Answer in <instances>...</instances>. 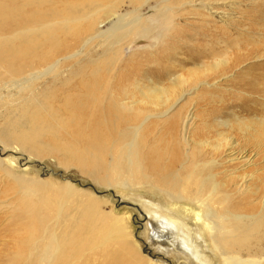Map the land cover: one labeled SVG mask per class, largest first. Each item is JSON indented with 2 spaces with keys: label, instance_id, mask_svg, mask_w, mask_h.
<instances>
[{
  "label": "bare ground",
  "instance_id": "obj_1",
  "mask_svg": "<svg viewBox=\"0 0 264 264\" xmlns=\"http://www.w3.org/2000/svg\"><path fill=\"white\" fill-rule=\"evenodd\" d=\"M127 1L0 0V102L6 99L8 103H13H7L5 110H0V146L20 150L29 157L40 158L42 154L54 157L60 166L77 168L90 179L101 174L103 178L99 182L109 188L125 192L130 188L152 185V188H159L164 193V189L173 188L177 180L183 184L189 175L183 174L178 178L174 174L160 176L158 172L147 174L144 171L140 160L145 157L149 161L151 147H155L157 143L156 140L148 142L152 129L150 120H162L186 95L193 93L195 88L200 85L207 87L208 78L211 79V76L219 72L211 73L188 90L184 89L185 81L180 78L172 80L168 89L150 87L145 92V87L135 85L133 90L141 99L137 100L132 96L129 100L117 101L114 92L118 83L111 82L116 66L113 61L116 56L128 58L133 55L132 52L128 55L125 52L133 32L141 24L139 17L117 13ZM170 1L172 0H161L164 8L175 15L176 9L169 5ZM249 1L238 0L240 5ZM261 2L264 3V0ZM227 3H231L230 0H184L177 9L187 6L197 10L198 7L203 11L201 16L216 20L226 14L219 6L223 7ZM256 6L262 7L259 2ZM256 18H259V24L253 20H248L245 24L226 22V28L234 31V38L231 40L246 43L248 32L253 26L257 27L256 31H262L264 11ZM72 61H76L74 66L69 67L66 72L58 73ZM221 64L225 65L220 61L212 65L211 69H217ZM135 71L139 73L137 69ZM170 73L168 63L167 66L161 65L158 71L150 73L151 79L150 75L145 76V82L149 86L153 82L161 83L167 80ZM194 74L196 72L191 71L189 76ZM261 82L264 90V73L261 75ZM177 89L180 90L178 96ZM1 90H5L6 97H2ZM164 94L165 97L177 96L170 107L163 108L167 102ZM238 95L241 99L242 93L239 92ZM8 106L14 108L11 110ZM137 106H155L159 111V118L146 115L138 120L140 123L137 126L129 127L127 124L134 120H124L120 112L123 108L132 110ZM90 124L93 125L91 128ZM102 125L106 126L107 134L103 132ZM193 125L194 115L190 110L183 118L168 121L163 127V133L168 135L169 140L188 146ZM253 126L254 135L264 146V116L258 123H253ZM78 135L85 139L81 140ZM166 144L169 148L170 142ZM199 146H203L202 141H199ZM234 148L231 144L215 147L218 159L211 161L212 167L223 164V161H219L223 158L230 159L228 162L238 160L241 153L235 152ZM191 163L192 159L186 156L180 169ZM9 166L16 168L13 162L6 165L0 158V199L9 186L11 176H20ZM113 174L117 175V180H123L116 183V180L111 179ZM128 176L131 181L127 180ZM213 176L211 174L208 179L202 180L195 193H201L204 183ZM12 181L15 184V180ZM47 184L44 182L45 186ZM42 186L43 184L34 182L27 189L34 194ZM212 192L215 193V190ZM43 195L46 202L34 213L33 220L38 224L37 229L30 230V233L34 231L32 236L41 238V242L37 245L31 241L22 242L26 258L24 261L23 256L13 259V264H165L162 259L153 260L140 254L125 219H109L103 210L102 205L105 207L107 202L77 190L71 183L52 191L44 188ZM167 197L172 205H190L195 200L197 202V197L194 200L182 193L174 198ZM7 205L0 203V209H9ZM261 205L264 207V196ZM15 207L18 212L27 207L23 197L17 200ZM215 209L209 211L201 205L198 207L197 219L206 225V229H210ZM249 211H254V207L243 208L244 215L234 212L228 215L237 222L263 221L260 230L264 232V213L257 220L258 217L246 214ZM167 217L168 221L153 217L158 222L157 227H153L154 230H166L165 234H162L163 231L158 234L161 237L158 241L164 247L175 248V251L180 248L186 255H192L191 248L185 244V237L181 234V226L184 228L185 224L176 217ZM24 218L21 212L16 220L22 221ZM19 232L23 233L25 230L19 229L13 235ZM212 247L220 255L219 264H264V250L258 245L254 247L261 250L260 254H252L253 247L248 244L235 252L214 244ZM198 248L197 244V260L206 262Z\"/></svg>",
  "mask_w": 264,
  "mask_h": 264
},
{
  "label": "rangeland",
  "instance_id": "obj_2",
  "mask_svg": "<svg viewBox=\"0 0 264 264\" xmlns=\"http://www.w3.org/2000/svg\"><path fill=\"white\" fill-rule=\"evenodd\" d=\"M182 1L184 0L169 2V5L176 9L175 15L164 8L161 0H128L121 6L118 14L139 17L141 24L138 25L137 31L133 32L129 40L130 45L125 52L126 55L132 53L133 55L128 58L116 56L114 59L116 66L112 72L111 82L118 83L114 92L117 101L129 100L132 96L138 100L141 97L133 90L135 85L145 87V92L150 87L168 89L172 80L180 78L181 81H185L184 89L188 90L211 73L219 72L211 76V79L208 78L207 87L200 85L195 88L193 93L186 95L162 120L155 118L150 120L152 129L148 142L156 140L157 143L155 147L150 146L151 159L147 161L144 157L140 160L144 171L147 174L158 172L160 176L174 174L178 178L185 174L189 175V178L185 179L183 184L177 180L175 186L167 187L164 193L153 186L155 190L152 185L130 188L123 192L100 183L99 179L103 178L101 174L95 179H90L77 168L60 166L54 157L44 154L40 158L29 157L20 150L0 146V158L6 165L13 162L16 168L13 166L9 168L20 175L11 176L9 186L1 194L0 203L4 205L9 203L7 205L9 209H0V264H8V261L13 264V259L21 256L24 261L26 257L21 247L22 242L31 241L35 245L41 242V238L32 236L34 231L30 233V230L37 229L38 224L33 220L34 213L46 202L44 188L52 191L64 188L70 183L77 190L107 202L102 208L109 219L118 220L120 217L125 219L140 254L153 260L162 259L165 264H219L220 255L212 247L213 244L230 252L239 250L245 244L253 247L252 254L261 252L254 247L256 245L264 250V232L260 230L263 221L259 220V216L264 213V207L261 205L264 196V146L253 133L255 130L253 123H258L264 116L262 93L264 90L261 85V75L264 73V29L256 31L257 27L253 26L248 32L247 42L243 43L241 40L237 42L231 40L234 38L232 35L234 31L226 28V22L245 24L248 20H253L259 24V18L256 17L264 11V3L261 0H250L247 4L240 5L238 0H230L231 3L219 6L226 12L225 16L213 20L201 16L203 11L198 7L197 10L189 9L187 6L177 9ZM258 2L262 5L261 8L256 6ZM259 9L260 12H257ZM143 29H147L146 32H143ZM217 41L219 43H216ZM209 49L210 52H207ZM220 61L225 65L221 64L217 69H211L212 65ZM167 63L171 70L167 80L161 83L153 82V85L149 86L145 82L146 77L158 71L161 65L167 66ZM68 64L69 66L62 67L58 73L68 71L76 61ZM191 71L196 72L192 77L189 76ZM135 74L143 76L136 77ZM213 78L216 80L212 81ZM1 91L2 97H6L5 90ZM179 91L177 89V96ZM239 92L242 93L241 99ZM177 96L165 97L164 94L167 102L163 108L170 107ZM4 100L0 102L2 107L0 110L3 111L7 105L13 104ZM13 108L9 107L11 110ZM157 110L155 106H137L132 110L123 108L120 115L124 120L132 118L134 121L127 125L135 127L140 123L138 120L146 115L159 118ZM190 110L194 115V125L189 145L184 146L169 140L168 135L163 133L164 125H167L168 121L183 118ZM102 127L103 132L107 134L106 126ZM78 137L81 140L85 139L82 135ZM199 141H202V147L199 146ZM167 142H170L169 148L166 146ZM229 144L235 147V152L240 151L239 159L228 162L230 159L223 158L219 160L223 161V164L212 167L211 161L218 159L215 147ZM186 156L192 159V163L180 169ZM211 174L214 175L213 178L204 183L201 193H195L201 181L208 179ZM111 179L116 180L118 184L123 180L121 178L117 180L116 174H113ZM127 180L131 181V177L128 176ZM34 182H39L43 186L33 194V191L27 188ZM44 182L48 183V186H45ZM179 193L194 200L197 197V202L195 200L190 205L170 204L167 196L174 198ZM20 197H23L27 207L18 212L15 203ZM200 205L209 211L216 208L210 229H206V225L197 219ZM246 207H254V211L246 214L258 217L256 219L259 223L237 222L228 215L242 213V209ZM21 212L25 218L17 221L16 217L21 215ZM152 216L166 221L167 216H173L185 224L184 228L181 226V234L183 233L185 237V244L191 248L192 255H186L180 248H176L175 251V248L164 247L158 241L161 238L158 234L162 231V234H165L166 230H154L153 227L156 228L158 222ZM19 229H24L25 232L13 235ZM197 244L198 251L206 262L197 260Z\"/></svg>",
  "mask_w": 264,
  "mask_h": 264
}]
</instances>
